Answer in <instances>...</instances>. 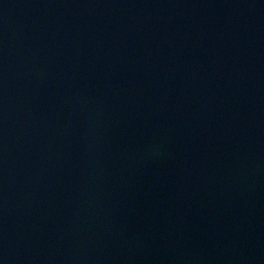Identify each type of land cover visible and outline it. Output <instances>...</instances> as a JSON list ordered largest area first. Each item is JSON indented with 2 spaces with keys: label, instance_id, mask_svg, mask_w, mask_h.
Returning <instances> with one entry per match:
<instances>
[{
  "label": "water",
  "instance_id": "95a60500",
  "mask_svg": "<svg viewBox=\"0 0 264 264\" xmlns=\"http://www.w3.org/2000/svg\"><path fill=\"white\" fill-rule=\"evenodd\" d=\"M0 264H264V0H0Z\"/></svg>",
  "mask_w": 264,
  "mask_h": 264
}]
</instances>
